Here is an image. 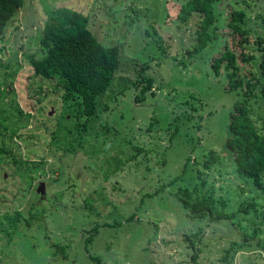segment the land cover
<instances>
[{"label": "rangeland", "instance_id": "374dc122", "mask_svg": "<svg viewBox=\"0 0 264 264\" xmlns=\"http://www.w3.org/2000/svg\"><path fill=\"white\" fill-rule=\"evenodd\" d=\"M184 1L24 0L0 41V144L10 150L0 159V264H95L91 256L101 264H264V191L240 176L225 144L243 96L209 62L228 43L231 8L246 9L249 49L264 37V0H216L218 38L192 55L200 17L180 21ZM60 6L86 14L95 37L120 49L88 130L78 125L75 95L63 99L57 79L35 75L28 61L41 52L47 9ZM141 67L153 83L139 100ZM250 102L264 135V95ZM209 150L219 159L207 167ZM194 183L197 193L212 188L234 217H192L176 191L195 194Z\"/></svg>", "mask_w": 264, "mask_h": 264}, {"label": "trees", "instance_id": "16d2710c", "mask_svg": "<svg viewBox=\"0 0 264 264\" xmlns=\"http://www.w3.org/2000/svg\"><path fill=\"white\" fill-rule=\"evenodd\" d=\"M215 2L216 0H185L180 5L177 13L180 21L186 22L193 13H198L200 17L195 31V43L186 49L187 54L203 50L218 38L215 30L218 16ZM23 4L24 0H0V41ZM245 15V8H231L227 20L228 43L219 46L209 62L214 75L227 76L226 88L239 90L243 96L234 103L229 115V135L225 144L231 161L241 177H249L257 189L264 191V135L252 119L253 106L250 102L258 93L264 95V37L257 36L255 47L249 49L252 30L245 25ZM88 23V16L81 11L66 6L48 8L47 20L39 37L41 52L38 57L33 54L28 56L35 75L43 79H57L59 86L65 91L63 99L75 95L79 106L76 117L84 118L83 123L78 124L83 130H88L90 121L97 116V98L108 89L120 66L119 47L104 45L89 29ZM255 52L259 55L256 56ZM252 61H257V69ZM245 65L250 68L248 71H242L241 67ZM144 69H139L137 80L138 83H143L140 88L141 96L137 97L139 100L143 99L142 95L153 83L151 76L143 74ZM7 154H10V150L1 143L0 159ZM218 159L219 156L209 150L203 165L209 167L208 162L215 163ZM184 171L185 168L170 182L182 177ZM192 189L196 190L195 194L189 187L178 188L176 191L183 207L190 211L192 217L208 218L211 221L221 218L231 220L234 217V211L223 209L225 201L212 195V188L209 192L197 193V184L194 183ZM255 205L254 200L244 202L239 210L247 213ZM133 216L134 213L130 214L128 219ZM98 227L99 225H95L90 230V235L85 238V247L97 233ZM91 258L95 260V264H101L98 257ZM195 259L196 254H191V260Z\"/></svg>", "mask_w": 264, "mask_h": 264}, {"label": "water", "instance_id": "95a60500", "mask_svg": "<svg viewBox=\"0 0 264 264\" xmlns=\"http://www.w3.org/2000/svg\"><path fill=\"white\" fill-rule=\"evenodd\" d=\"M45 186L44 183H40L39 187H38V191L40 192L41 198L45 197Z\"/></svg>", "mask_w": 264, "mask_h": 264}]
</instances>
